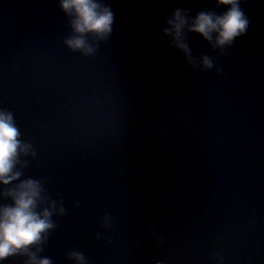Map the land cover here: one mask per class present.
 Segmentation results:
<instances>
[{
	"label": "water",
	"instance_id": "water-1",
	"mask_svg": "<svg viewBox=\"0 0 264 264\" xmlns=\"http://www.w3.org/2000/svg\"><path fill=\"white\" fill-rule=\"evenodd\" d=\"M97 2L111 31L85 54L61 0H0V111L29 146L0 209L32 180L52 225L0 264H264V0L223 47L189 27L218 0Z\"/></svg>",
	"mask_w": 264,
	"mask_h": 264
},
{
	"label": "clouds",
	"instance_id": "clouds-1",
	"mask_svg": "<svg viewBox=\"0 0 264 264\" xmlns=\"http://www.w3.org/2000/svg\"><path fill=\"white\" fill-rule=\"evenodd\" d=\"M218 2L230 6L225 15L214 16L211 13L201 12L189 27L191 31L198 32L210 42L215 34L216 46L223 47L245 30L247 21L239 10V0H218ZM61 7L67 13H75L73 28L78 35L66 41L69 47L90 54L93 49L83 38L84 34L94 33L103 38L110 33L112 12L106 7L102 8L97 0H61ZM168 24L169 28L165 29V33L172 35L177 45L187 54L186 45L180 42L182 31L188 25L186 15L178 9L168 20ZM203 64L207 68L212 66L211 60L207 57L204 58ZM18 135L12 115L0 111V184L7 185L19 178L20 173L13 172L18 149L27 154L29 146H22ZM39 195L40 189L36 182L24 181L13 194L15 206L0 209V262L9 255L38 242L41 234L52 226L49 221L50 212L47 209L42 215L34 211ZM73 255L79 264H84L81 255ZM32 264H37L34 258ZM38 264H50V262L43 259Z\"/></svg>",
	"mask_w": 264,
	"mask_h": 264
}]
</instances>
